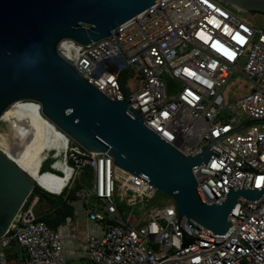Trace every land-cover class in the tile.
I'll list each match as a JSON object with an SVG mask.
<instances>
[{"label": "built area", "instance_id": "obj_1", "mask_svg": "<svg viewBox=\"0 0 264 264\" xmlns=\"http://www.w3.org/2000/svg\"><path fill=\"white\" fill-rule=\"evenodd\" d=\"M240 13L218 0H157L107 37L58 46L83 78L107 97L123 98L183 154L214 143L218 157L193 170L207 203L223 201L228 187L264 185V27ZM58 130L62 145L42 152L41 181L0 237V264H69L73 218L54 229L39 219L36 186L63 199L76 190L78 198L67 202H78L84 239L81 251L70 246L84 264H264V194L256 202L238 198L223 234L183 218L178 224L187 235L212 243L194 240L180 249L171 197L160 200L154 185L108 152H88Z\"/></svg>", "mask_w": 264, "mask_h": 264}, {"label": "water", "instance_id": "obj_2", "mask_svg": "<svg viewBox=\"0 0 264 264\" xmlns=\"http://www.w3.org/2000/svg\"><path fill=\"white\" fill-rule=\"evenodd\" d=\"M156 1L0 0V118L16 101L37 102L41 114L83 149L108 152L117 166L171 197L182 249L194 240L212 242L187 235L180 220L223 234L231 225L228 217L237 199L256 202L264 185L228 187L223 201L207 203L193 170L218 157L214 143L194 155L183 154L145 126L123 98L107 97L58 52L65 39L89 45L109 36ZM218 1L245 13L264 14V0ZM34 186L35 179L0 151V237Z\"/></svg>", "mask_w": 264, "mask_h": 264}, {"label": "bare ground", "instance_id": "obj_3", "mask_svg": "<svg viewBox=\"0 0 264 264\" xmlns=\"http://www.w3.org/2000/svg\"><path fill=\"white\" fill-rule=\"evenodd\" d=\"M0 123L7 126L6 132H0V151L35 180L41 181L38 169L42 152L47 148H60L61 132L41 114L39 104L30 100L10 105ZM55 184L53 189L57 187Z\"/></svg>", "mask_w": 264, "mask_h": 264}, {"label": "rangeland", "instance_id": "obj_4", "mask_svg": "<svg viewBox=\"0 0 264 264\" xmlns=\"http://www.w3.org/2000/svg\"><path fill=\"white\" fill-rule=\"evenodd\" d=\"M240 16L244 17L248 22H250L253 25H260V26L264 27V14L253 15L249 12V13H240ZM242 66H243V64L240 65V67H242ZM234 77H235L234 79H236L235 80V82H236L237 78H238V73H236L234 75ZM131 88H132V82L128 81L127 86L123 88L124 93L126 91H129ZM237 89H243V86L237 85ZM6 130H7V126L4 123H0V132L1 131L6 132ZM77 186L79 188L80 183H77ZM74 195H75V199H77L78 196H77L76 192L74 193ZM158 197L160 198V200H163V201L168 199V196H166L165 194L160 193V192L158 193ZM47 199H49V200L52 199L55 202L59 201L58 196L46 194L45 197L41 200V202L38 204V206L36 208V215H39L40 213H44L45 211H47L46 209L49 208L47 205V203H48ZM74 207H75V209H74L75 212H73V214L71 215L73 218V222L70 224V227H71V229H73L74 226L77 225L76 228H78V231H80L84 227L83 221H82L83 215L80 212L78 202H75ZM74 220L76 221L75 222L76 224L74 223Z\"/></svg>", "mask_w": 264, "mask_h": 264}, {"label": "trees", "instance_id": "obj_5", "mask_svg": "<svg viewBox=\"0 0 264 264\" xmlns=\"http://www.w3.org/2000/svg\"><path fill=\"white\" fill-rule=\"evenodd\" d=\"M251 14H262L259 12H250ZM76 187H78L76 185ZM75 189L70 191V193L67 195V199H75ZM34 193H38L40 195L41 200L45 197L46 193L42 191L38 186L35 187ZM59 197V201L55 202L52 199H47V205L49 208H47L44 213H40L38 215V218L41 220H44L47 225L51 228H56L59 224L63 223L65 221V218L67 216H71L74 212V206L69 204L67 202V199H63L62 197ZM40 200V202H41Z\"/></svg>", "mask_w": 264, "mask_h": 264}, {"label": "crops", "instance_id": "obj_6", "mask_svg": "<svg viewBox=\"0 0 264 264\" xmlns=\"http://www.w3.org/2000/svg\"><path fill=\"white\" fill-rule=\"evenodd\" d=\"M73 221V220H72ZM83 221V219H82ZM76 221L74 220V223ZM76 224V223H75ZM77 225L74 226V228L72 229L73 232H75L76 234V237H77V241H74L73 242H69L68 240L65 241V255L68 256V263L69 264H84L85 262V259L82 258V257H79V258H72V249H71V244H73V246H78V250L81 251V247H80V244L83 242V233H82V229L80 231H78V228H76Z\"/></svg>", "mask_w": 264, "mask_h": 264}]
</instances>
